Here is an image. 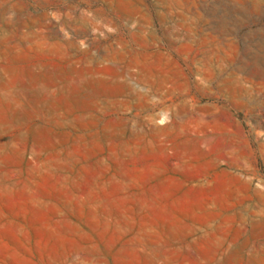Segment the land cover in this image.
I'll return each mask as SVG.
<instances>
[{"label":"rangeland","instance_id":"obj_1","mask_svg":"<svg viewBox=\"0 0 264 264\" xmlns=\"http://www.w3.org/2000/svg\"><path fill=\"white\" fill-rule=\"evenodd\" d=\"M231 144L243 240L207 220ZM173 154L198 165L200 229L165 228L183 246L156 261L128 185ZM0 218V264H264V0H0Z\"/></svg>","mask_w":264,"mask_h":264},{"label":"crops","instance_id":"obj_2","mask_svg":"<svg viewBox=\"0 0 264 264\" xmlns=\"http://www.w3.org/2000/svg\"><path fill=\"white\" fill-rule=\"evenodd\" d=\"M114 93V92H113ZM118 93V92H115ZM198 146V145H197ZM232 153L229 155L230 159L226 160L230 165L227 169L216 171L211 180L209 181V191L212 196L213 210L208 213V221L213 223L210 228L224 230L225 233L220 235L221 238L233 239L243 238V199L247 198L249 190V183L243 177V165L240 160L243 159V150L235 145H228ZM200 152L196 153L198 157ZM214 162L223 160L222 154H215ZM174 160L169 157H164L160 160L159 165H154L148 169V173L138 177V180H133L134 183L128 185V189L136 191L128 197L127 203L128 212L136 213V206L142 207L144 214L151 215V229L160 230L158 239L149 243L153 250L151 255L160 256L155 258L156 261L168 260L166 257L167 252L170 250L165 249L173 244H181L183 242L175 241L174 236L164 234L162 231L166 229H181L188 231H197L200 229V204H199V181L198 165L192 164L191 158L188 165L180 163L176 154H173ZM190 157L192 155L190 154ZM184 164V165H183ZM218 165H215V168ZM105 189V193L99 196L100 204L106 208L120 206L119 189L120 185L114 183L110 184L109 180L101 187ZM195 190V192H194ZM125 205V202H124ZM49 209V208H48ZM47 209L48 212H50ZM46 212V211H45ZM44 214L43 211L40 212ZM46 217H39L42 223L49 219ZM46 220V221H45ZM1 221V218H0ZM40 222V221H39ZM193 234H181V238H187ZM164 238L166 240H164ZM243 240V239H242ZM223 245V244H221ZM220 245V246H221ZM231 246H236L235 250H230V257H224L225 261H243V242H232ZM210 255L216 256L220 254L218 247L210 249ZM197 251L192 250V254ZM176 260H184L183 258H176ZM208 260H217L215 257H210Z\"/></svg>","mask_w":264,"mask_h":264}]
</instances>
